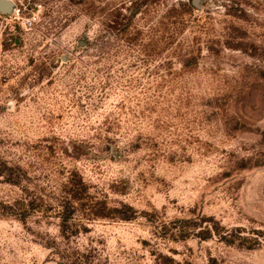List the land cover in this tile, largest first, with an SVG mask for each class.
Returning <instances> with one entry per match:
<instances>
[{"label": "rangeland", "instance_id": "1", "mask_svg": "<svg viewBox=\"0 0 264 264\" xmlns=\"http://www.w3.org/2000/svg\"><path fill=\"white\" fill-rule=\"evenodd\" d=\"M11 1L0 264H264V0Z\"/></svg>", "mask_w": 264, "mask_h": 264}, {"label": "trees", "instance_id": "2", "mask_svg": "<svg viewBox=\"0 0 264 264\" xmlns=\"http://www.w3.org/2000/svg\"><path fill=\"white\" fill-rule=\"evenodd\" d=\"M0 176H3L4 179H5V182L8 183V184H11V185H15V186H19L21 184V181H22V175H20L17 171H15V168L14 167H6V166H0ZM72 200H70L69 202L66 203V205H69V206H66L68 209H66V211L61 214L60 218L62 220V225H61V228H62V232L63 233H67L68 231V222H69V218H70V214L72 212V209H73V205H72ZM8 209L10 211L7 212V215L8 216H16V212L17 211H14V208L13 206L11 207H8ZM131 209V208H130ZM124 220H128V216L122 218ZM198 225H201V223H197L195 224V226H198ZM216 227V226H215ZM189 230H182V233L185 234L184 237L187 236V234L189 233L188 232ZM214 233H216L218 235V239L220 241H224L226 243H233L230 241V238H231V234L226 232V233H223V230L221 228H213L212 226H206L205 228H203L201 230V232H199L198 235H202V237H209V236H212L214 235ZM201 237V236H200Z\"/></svg>", "mask_w": 264, "mask_h": 264}, {"label": "water", "instance_id": "3", "mask_svg": "<svg viewBox=\"0 0 264 264\" xmlns=\"http://www.w3.org/2000/svg\"><path fill=\"white\" fill-rule=\"evenodd\" d=\"M193 3L196 7L199 8L200 0H193ZM14 3L11 0H0V13L1 14H10L13 11Z\"/></svg>", "mask_w": 264, "mask_h": 264}]
</instances>
